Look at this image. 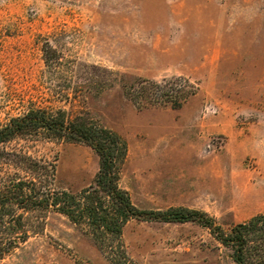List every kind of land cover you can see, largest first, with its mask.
<instances>
[{"label":"rangeland","instance_id":"1","mask_svg":"<svg viewBox=\"0 0 264 264\" xmlns=\"http://www.w3.org/2000/svg\"><path fill=\"white\" fill-rule=\"evenodd\" d=\"M176 78L195 91L180 108L128 99L144 80ZM33 109L118 134L119 186L140 210L186 207L227 231L264 212V0H0V126ZM4 147L53 162L42 181L55 193L78 195L99 171L84 143ZM59 207H6L23 219L0 223V264H235L198 222L131 219L117 240Z\"/></svg>","mask_w":264,"mask_h":264},{"label":"trees","instance_id":"2","mask_svg":"<svg viewBox=\"0 0 264 264\" xmlns=\"http://www.w3.org/2000/svg\"><path fill=\"white\" fill-rule=\"evenodd\" d=\"M51 53L52 49L48 47L45 56L49 60ZM184 82L179 78L161 82L144 80L139 90L128 92V99L138 108L139 105L144 108L168 105L180 108L189 96L195 94V91L189 90L190 82ZM16 139L88 145L99 156V171L94 184L78 195L51 191L42 179L55 177V164L39 160L24 150H7L4 147ZM126 155L127 144L118 134L89 123L84 116L69 119L63 110L33 109L12 118L9 123L0 126V223L3 224L6 216H10L9 219L16 224L23 219V215L15 219L14 210L8 211L6 207H19L29 212L60 206L58 210L61 214L74 222L82 221L93 233L120 240L123 227L131 219L165 223L198 222L231 250L235 264H264V213L225 231L205 212L186 207L140 210L131 201L128 191L119 186L121 165ZM41 196L44 199H39ZM15 227L14 224L9 232H16ZM2 228L0 226V230ZM3 229L7 230L6 227ZM103 244L105 242L100 246L103 247ZM116 245L122 249V243L116 242ZM110 246L114 248V244ZM6 252L0 243V259Z\"/></svg>","mask_w":264,"mask_h":264},{"label":"crops","instance_id":"3","mask_svg":"<svg viewBox=\"0 0 264 264\" xmlns=\"http://www.w3.org/2000/svg\"><path fill=\"white\" fill-rule=\"evenodd\" d=\"M264 213V212H263Z\"/></svg>","mask_w":264,"mask_h":264}]
</instances>
